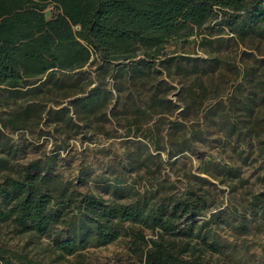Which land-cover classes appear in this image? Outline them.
<instances>
[{
    "label": "rangeland",
    "instance_id": "1",
    "mask_svg": "<svg viewBox=\"0 0 264 264\" xmlns=\"http://www.w3.org/2000/svg\"><path fill=\"white\" fill-rule=\"evenodd\" d=\"M42 7L45 18L57 12L52 3ZM212 24L185 39H168L164 56L141 76H113L92 59L74 86H69L74 75L64 78L65 92L47 84L10 98L0 93V117L15 109L21 119L14 128L0 124V180L5 173L21 176L32 159L44 165L50 157V173L76 198L94 193L128 203L137 191L150 187L155 199L165 200L183 195L191 185L207 204L195 219L212 228L219 242L215 250L200 244L202 256L215 264H264V211L259 200L264 198V95L256 86L251 88L264 73V38L220 31ZM98 79L107 89L104 105L89 113L77 110L73 98L84 95ZM252 92L251 111L258 122L244 135L237 130L248 122L235 118H250L239 99ZM162 95L171 99L167 107L153 104L154 97ZM32 102L41 110L22 114ZM63 106L69 109L66 118L51 121L46 111ZM216 108L223 116L210 118ZM179 121L183 127L173 125ZM185 130L193 145L179 151ZM152 141H159L161 149ZM58 202H51L57 221L48 232H18L10 222H1L0 245L41 264H139L144 250L124 233L103 245L60 254L52 240L65 235L74 204L62 207ZM144 232L151 235L150 230Z\"/></svg>",
    "mask_w": 264,
    "mask_h": 264
},
{
    "label": "trees",
    "instance_id": "2",
    "mask_svg": "<svg viewBox=\"0 0 264 264\" xmlns=\"http://www.w3.org/2000/svg\"><path fill=\"white\" fill-rule=\"evenodd\" d=\"M42 3L54 4L56 14L45 18ZM210 22V27L217 26L220 31L256 33L264 38V0H0V93L10 98L41 90L47 84L62 90L64 78L73 75L69 86H74L92 59H98L96 67L113 76L128 72L141 76L151 62L164 56L168 39H185ZM263 74H258L254 87L251 81L248 84L264 95ZM106 92L98 79L84 95L73 98L74 106L84 113L99 110ZM254 100L253 92L239 99L251 118H235L237 122H248L237 130H244V135L258 122V115L251 111ZM170 101L162 95L156 100L154 97L153 104L167 107ZM38 109L40 104L32 102L21 112L29 115ZM218 109L209 113L210 118L223 116L217 114ZM16 112L13 109L9 116L0 117L2 128H14L20 122ZM68 112L65 106L46 111L51 121L64 120ZM242 116L247 117L244 113ZM173 125L183 127L184 123ZM180 138L178 143L183 146L179 151L193 145L186 130ZM152 144L161 149L159 141ZM261 152L264 154V147ZM51 160L47 157L41 165L39 158L32 159L24 164L21 176H1L0 223L10 222L18 232L46 233L57 221L51 203L56 199L62 207L74 204L72 215L65 221V235L52 240L62 255L112 242L124 233L144 250L139 264H215L202 256L199 245L215 250L218 239L212 228L195 219L204 214L206 197L197 194L191 185L183 195L165 200L155 199L150 187L137 191L128 203L94 193H79L76 198L50 173ZM259 198L264 211V198ZM145 230L151 235L147 236ZM0 264L41 263L0 245Z\"/></svg>",
    "mask_w": 264,
    "mask_h": 264
}]
</instances>
